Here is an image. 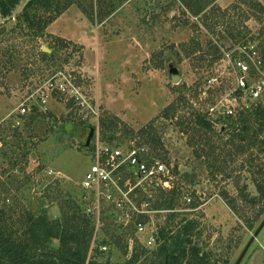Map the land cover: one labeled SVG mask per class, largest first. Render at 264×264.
Instances as JSON below:
<instances>
[{
    "label": "rangeland",
    "instance_id": "1",
    "mask_svg": "<svg viewBox=\"0 0 264 264\" xmlns=\"http://www.w3.org/2000/svg\"><path fill=\"white\" fill-rule=\"evenodd\" d=\"M29 1L0 20V121L6 127L20 120L23 136H7L8 155L0 158L2 225L21 241L32 213L75 227L86 215L94 229L91 246L110 243L93 261L151 264L164 244L149 246L151 231L164 227L173 236L194 222L193 244L206 264H235L264 221L255 186L264 153L243 146L226 119L230 110L236 117L251 109L239 93L233 57L247 59L252 83L264 78V0H192L204 4L202 12L182 0H61L58 11L41 13L46 29L26 37L16 19ZM207 17L215 27L205 24ZM226 26L235 41L218 37ZM253 44L258 60L242 51ZM50 80L78 87L85 109L57 90L39 107L43 115L22 119L20 105L34 107L28 99ZM259 104L264 101L252 107ZM197 113L206 115L212 131L195 125ZM149 125L155 131L144 134ZM97 140L116 148L145 146L173 174L176 193L138 188L129 195L133 206L123 208L102 197L85 200L80 184ZM145 203L149 213L133 209L142 211ZM139 222L147 224L145 233L136 234ZM51 247L58 249L59 241ZM131 251L139 258L133 261ZM241 264H264V229Z\"/></svg>",
    "mask_w": 264,
    "mask_h": 264
},
{
    "label": "trees",
    "instance_id": "2",
    "mask_svg": "<svg viewBox=\"0 0 264 264\" xmlns=\"http://www.w3.org/2000/svg\"><path fill=\"white\" fill-rule=\"evenodd\" d=\"M60 1L61 0H30L25 5L22 13L16 20L19 24L24 26L23 29L26 37H37L35 33L37 29L40 32L46 29L43 24L41 13L49 12L53 9L58 11ZM66 1L69 2L72 0ZM182 1L187 3L189 7L198 6L199 12H202L204 9V4L201 2L194 3V0H191L193 3L187 2L188 0ZM22 2L23 0H0V20L11 18L16 8ZM255 7H262V5L260 3H255L254 8ZM210 21H213L214 27L215 24L218 23L207 17L205 24L208 25ZM224 26L225 23H223L222 28ZM224 34L227 35V37H225ZM218 37H222L224 40L228 41H235L238 38L237 35L235 36L229 31L227 26L224 31L218 33ZM215 49L216 53L220 52L217 47H215ZM42 56L43 61L48 60L47 55L42 54ZM239 93H243V91L240 90ZM71 104L74 105V102L71 101ZM245 107H251V109L242 111L238 116H234L235 118L233 116H228L226 119L230 124L228 127L237 133L235 134L236 138L243 146L246 145L249 148L260 146L264 153V106L259 104L256 107H252V103L245 102ZM32 114L35 116L38 114L43 115L39 106H34L33 113L26 117H22V119L28 120L30 119L29 116H32ZM42 122L44 121H41V124ZM16 123L17 121L15 120L12 124H6V127L4 125L0 128V138L4 142L3 147L0 149V158H5V156L8 155V150L5 148L7 136H11L12 134L16 139L23 137L20 133L22 128L19 127L22 123H20L19 126H17ZM14 124L15 128L13 127ZM195 125L205 131L213 130V124L208 121L206 115H201L199 113L195 114ZM103 127H106L105 122H103ZM148 129H150L152 133L155 131L154 127L149 125V127L146 128V130L143 129L142 132L144 134L150 132ZM157 139L156 136L152 137L153 144H161L160 139ZM252 162L255 161L253 160ZM178 174L177 172V175ZM255 174L259 176L258 179L255 180L259 200L264 202V169L258 168V172ZM245 190L242 192H245ZM168 193H176L175 187ZM163 203L168 204L170 207L174 206L172 200H165ZM37 214L38 213L31 214L29 218L30 226L27 229L25 238L21 241H17L14 238L13 232L2 225V223L6 222V217L4 214L0 213V264H111L109 262L98 263L93 261L94 259L92 260L96 254L102 253L98 249L95 250L93 256L89 257L94 229L89 226L90 218L86 215L80 218L82 226L75 227L68 222H64L62 225H52L48 222L46 217ZM196 230V223H187L184 227H181L175 235L173 234V236H170L164 227H160L158 229L156 244L158 242L160 245L161 241H163L164 244L160 245L156 252L159 259L151 264H158L159 261H162V264H206V259L205 256H202L201 249L193 244V236ZM53 240L59 241L58 249H52L51 245ZM101 245H110V243L103 242ZM131 258L134 261L138 259L139 256L132 253Z\"/></svg>",
    "mask_w": 264,
    "mask_h": 264
},
{
    "label": "built area",
    "instance_id": "3",
    "mask_svg": "<svg viewBox=\"0 0 264 264\" xmlns=\"http://www.w3.org/2000/svg\"><path fill=\"white\" fill-rule=\"evenodd\" d=\"M242 51L248 53L250 58L258 60V52L254 44L243 46ZM243 59L233 57L234 67L239 72L238 89L243 91L246 98L245 101L247 100V93L250 94L251 103L264 101V78L259 82L252 83L250 81L252 76L251 66L246 58ZM257 64L261 65L262 62L258 61ZM57 90L61 94L68 95L79 106L85 109L84 107L87 104L85 105L83 95L79 92L78 87L70 82L68 84L66 81L60 85H55V82L50 80L45 86L37 89L36 96L32 95L28 101L32 102L31 100H34L33 102L35 103L31 106L43 108L49 101L50 93ZM33 109L34 107H30V105L24 103L20 105L18 110L22 118L31 114ZM93 113L97 114L94 110ZM228 115L234 116L235 112L230 110ZM94 117L97 116L94 115ZM96 119L98 120V117ZM5 122V119L0 121V128ZM20 123L21 121L18 120L16 125L19 126ZM2 147L3 141L0 138V149ZM90 155L92 161L90 170L86 173L80 184L85 200H90L94 197L99 201L102 197L115 203L119 208H123L127 204L133 206L129 195L138 188H142L145 191L150 190V193H153L157 191L169 192L174 187V176L169 168L159 159L153 158L143 145L116 148L110 143L97 140L93 145ZM185 200L188 204L192 202V199L188 196ZM147 208L148 204L145 203L144 210L139 211L135 207L133 209L139 212L140 215H144V213H149ZM147 227V224L139 222L136 224V234L145 233ZM157 236L158 231L156 233L151 231L148 241L149 246L156 244ZM96 249L102 253H106L109 251V245H99V247H96L93 244L89 257L94 255ZM130 254H132V251Z\"/></svg>",
    "mask_w": 264,
    "mask_h": 264
},
{
    "label": "water",
    "instance_id": "4",
    "mask_svg": "<svg viewBox=\"0 0 264 264\" xmlns=\"http://www.w3.org/2000/svg\"><path fill=\"white\" fill-rule=\"evenodd\" d=\"M47 51V50H46ZM50 52V51H48ZM178 78H175L174 79V82H178ZM247 102L248 103H251V100H250V94L247 93ZM93 134L94 132L91 133L90 137H89V140L87 142V145L89 146L91 144V140L93 138ZM39 209L38 205L37 204H34L33 205V211L37 212ZM264 229V221L261 223V225L259 226V228L256 230V232L254 233L253 237L250 239V241L248 242V244L246 245L245 249L243 250L242 254L240 255V257L238 258V260L236 261L235 264H241L244 260V258L246 257L247 253L249 252L251 246L253 245V243L255 242V240L257 239V237L261 234V232L263 231Z\"/></svg>",
    "mask_w": 264,
    "mask_h": 264
}]
</instances>
